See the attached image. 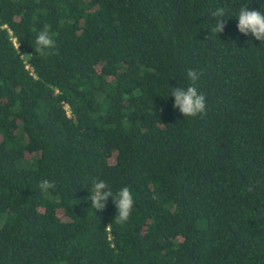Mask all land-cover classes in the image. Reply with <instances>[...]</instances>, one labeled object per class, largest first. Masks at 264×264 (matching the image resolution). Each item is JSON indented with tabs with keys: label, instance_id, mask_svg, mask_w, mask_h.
Returning a JSON list of instances; mask_svg holds the SVG:
<instances>
[{
	"label": "trees",
	"instance_id": "trees-1",
	"mask_svg": "<svg viewBox=\"0 0 264 264\" xmlns=\"http://www.w3.org/2000/svg\"><path fill=\"white\" fill-rule=\"evenodd\" d=\"M244 4L264 12V0H0V264H264V41L238 31ZM218 7L229 17L215 34ZM44 25L58 54L35 53ZM189 69L205 96L196 117L170 96ZM93 178L129 187L125 224L111 197L91 207Z\"/></svg>",
	"mask_w": 264,
	"mask_h": 264
},
{
	"label": "clouds",
	"instance_id": "clouds-1",
	"mask_svg": "<svg viewBox=\"0 0 264 264\" xmlns=\"http://www.w3.org/2000/svg\"><path fill=\"white\" fill-rule=\"evenodd\" d=\"M211 16L216 19L211 31L215 34L223 32L225 21L221 18L229 17L227 9L218 7L211 13ZM235 17L238 19L237 28L240 33L244 35L250 33L256 40L264 41V12L260 10H248L247 5L244 4L239 8L238 14ZM54 35L50 30V26L44 25L36 35L35 53H39L41 56L58 54ZM19 46L20 39L17 38L15 41L16 51L19 53L22 61L29 62L32 55L19 52ZM200 75V72L189 69L187 77L192 82V85L186 88L180 86L171 88L170 96L174 97L173 107L178 108L184 117H196L206 112L205 96L202 93H198L194 86ZM91 185L92 188L89 196L91 207L95 211L103 210L108 198L111 197L116 209L115 222L121 225L125 224L129 220L134 207V199L129 187H122L116 193H113L108 183L97 178L92 179ZM38 186L41 191L47 192L49 189L55 187V183L48 179H43ZM248 191H253V189L249 187ZM152 199L156 200L158 197L153 194ZM110 227L111 225L107 228Z\"/></svg>",
	"mask_w": 264,
	"mask_h": 264
}]
</instances>
